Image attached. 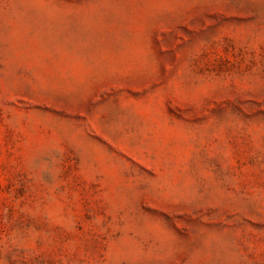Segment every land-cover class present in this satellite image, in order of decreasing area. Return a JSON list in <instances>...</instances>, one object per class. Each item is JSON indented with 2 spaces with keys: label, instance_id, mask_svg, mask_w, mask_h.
I'll return each instance as SVG.
<instances>
[{
  "label": "rangeland",
  "instance_id": "obj_1",
  "mask_svg": "<svg viewBox=\"0 0 264 264\" xmlns=\"http://www.w3.org/2000/svg\"><path fill=\"white\" fill-rule=\"evenodd\" d=\"M0 264H264V0H0Z\"/></svg>",
  "mask_w": 264,
  "mask_h": 264
}]
</instances>
